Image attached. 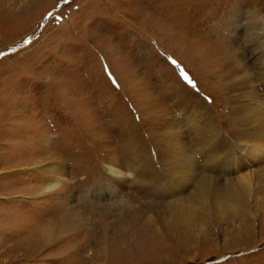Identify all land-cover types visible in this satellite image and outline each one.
<instances>
[{"label": "rangeland", "instance_id": "1", "mask_svg": "<svg viewBox=\"0 0 264 264\" xmlns=\"http://www.w3.org/2000/svg\"><path fill=\"white\" fill-rule=\"evenodd\" d=\"M263 7L0 0V264H264V139L241 137L249 121L231 108L253 60L245 94L264 106V39L252 57L243 36ZM179 120L189 153L199 138L190 122L216 130L206 154L223 179L250 174L246 211L209 208L191 227L167 219L165 186L182 176L167 156ZM137 149L160 180L110 182L108 161L127 165Z\"/></svg>", "mask_w": 264, "mask_h": 264}, {"label": "bare ground", "instance_id": "2", "mask_svg": "<svg viewBox=\"0 0 264 264\" xmlns=\"http://www.w3.org/2000/svg\"><path fill=\"white\" fill-rule=\"evenodd\" d=\"M247 17L251 21V24L249 23L248 28L249 30L251 29L250 31H252L251 33L248 31V33L254 36L253 37L250 36L247 32H245L243 36L245 38L244 40L245 43L250 47V50L252 52V57H254L253 55L256 54V51L258 50V47L260 45L259 40L262 39L261 40L262 42L264 39L263 37L264 33L262 32L263 25H264V19L262 16L259 17V15H256V13H254V15L248 14ZM217 40L223 43L222 38H219ZM257 62L258 60L246 62L244 69L238 75L239 80L241 81V83H243L244 86L242 88L241 94L239 93L237 98L235 99L233 98V102L235 104L231 105L233 113L238 112L237 114H239L240 116L246 117L249 121V123H245L246 121L244 123H239V125L244 127V129H240V136L243 137L244 139L252 138V141L254 139H264V108H263L264 106L261 107L257 105L256 102L254 103V101L253 102H251V100L248 101V97H250V95L247 96V93L245 94V91L247 90L246 86H248L249 84L248 82L250 81V78H249L250 74L255 75L254 72H251L249 70L253 63L257 67L258 66ZM263 74L257 75V76H260V79H257V80L260 81V85L264 88V75ZM253 86H256V85H253ZM255 89H257V86L256 88H253L252 95L254 97H258L259 94L255 92ZM261 98L263 99V97ZM153 102H156V100H154ZM179 106H180L181 111H184L185 114L188 113V111L185 108V104L181 103L179 104ZM190 111L191 112L196 111L198 112L199 115H203L204 118L207 112L206 110L205 111L201 110L199 109V107H196V106L194 109H190ZM191 115L192 113L191 114L189 113V118L191 117ZM180 120L176 127V129L180 131V134H179L180 139H179L178 147L174 151H169L167 156L171 162L170 163L171 165L168 167L170 168L172 167V170L174 172H179L182 174V176L181 177L179 176V178L177 177L178 179L176 178L177 179L176 181H178L177 185H175L176 182H169L165 186L166 193L164 197H166L167 199L168 198L170 199L168 203L169 215L167 219L174 224L186 223L189 227H191L192 223L197 221L200 215L204 214L205 219L209 217V215H207L211 213L209 208H212V210H214L213 208L215 209H221V208L230 209L231 208V209L236 210L237 212L246 211V205H247L248 199L244 191L248 187L247 184H248L250 174H247V175L238 174L239 176L238 177L234 176L235 177L234 178L230 175H227L228 174L227 173L226 174L227 177L225 179H223L222 176L226 172L217 171L218 173L217 174L215 171L214 165H212L213 162L211 163L210 160H208V156L206 154L209 151L210 153L208 154L211 155L214 145H217L213 141V137H212L216 130L212 129L210 126L206 130L205 127H207L206 126L207 124H204V123H191L190 122L189 124L191 125V127L195 128V130L193 131L194 136L199 137L196 140V142H193V144H194V147L197 148L196 152L199 153V156L201 158H203L200 164V162L198 161L199 160L198 155H196L197 153L196 152H195L196 154L189 153L188 151L189 148L188 149L185 148L186 141L184 140L183 132L181 131L182 129L181 127L183 126V124L180 123L181 122ZM191 120L193 122L196 119L195 117H193ZM204 121L205 123L210 122L209 119L207 120L206 118L204 119ZM210 123L208 125H211ZM198 133L200 135H197ZM167 134H168V138L164 142V146L167 147L168 149H174L175 147L173 146V144H174V141L176 140L175 139L176 132H174L173 130H169ZM131 137L133 138V141L135 143H139V139H138L139 137H133V135ZM249 139H246V140H249ZM255 143L257 142L252 143L253 148L257 147ZM261 148L263 147H260V146L257 147V149H261ZM140 151H141L140 149H137L136 152L132 154L133 158L129 161L127 165L126 164L123 165L117 162V160H115L114 158L108 161L107 174L109 176L110 182L113 183L114 180L124 181V180H127L128 178H132L134 183H138L142 185L146 181L151 182L156 179L160 180L164 172L162 171L160 172V170H158L157 164L156 163L154 164V162L152 161V154H150L151 160L148 159V161H146L143 159L144 157L140 155L141 154ZM159 168H160V165H159ZM56 172H58L57 174L59 175H63V171L61 169H58ZM174 175L176 174L174 173ZM187 184L193 187L192 192H188V189H187L188 187L185 186ZM111 185H114V184H111ZM54 187H55L54 183H51L50 186L48 185L46 189L48 188L53 189ZM208 210L210 212H207ZM45 236H50V235L48 232H45Z\"/></svg>", "mask_w": 264, "mask_h": 264}]
</instances>
